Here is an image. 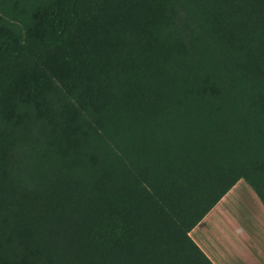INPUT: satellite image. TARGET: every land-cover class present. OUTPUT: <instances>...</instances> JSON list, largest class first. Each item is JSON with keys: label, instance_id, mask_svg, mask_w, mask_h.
I'll return each instance as SVG.
<instances>
[{"label": "trees", "instance_id": "obj_1", "mask_svg": "<svg viewBox=\"0 0 264 264\" xmlns=\"http://www.w3.org/2000/svg\"><path fill=\"white\" fill-rule=\"evenodd\" d=\"M239 179L264 206V0H0V264H214Z\"/></svg>", "mask_w": 264, "mask_h": 264}, {"label": "crops", "instance_id": "obj_2", "mask_svg": "<svg viewBox=\"0 0 264 264\" xmlns=\"http://www.w3.org/2000/svg\"><path fill=\"white\" fill-rule=\"evenodd\" d=\"M189 234L214 264H264V206L243 179Z\"/></svg>", "mask_w": 264, "mask_h": 264}, {"label": "rangeland", "instance_id": "obj_3", "mask_svg": "<svg viewBox=\"0 0 264 264\" xmlns=\"http://www.w3.org/2000/svg\"><path fill=\"white\" fill-rule=\"evenodd\" d=\"M180 14H181V18H182V25L185 28L194 25L192 19L189 18V16L186 14L185 11H183L182 9H180Z\"/></svg>", "mask_w": 264, "mask_h": 264}]
</instances>
